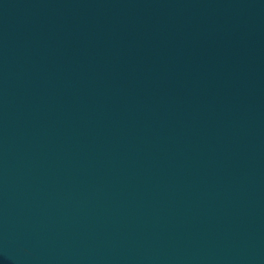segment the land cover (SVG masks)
Instances as JSON below:
<instances>
[{
    "label": "water",
    "instance_id": "water-1",
    "mask_svg": "<svg viewBox=\"0 0 264 264\" xmlns=\"http://www.w3.org/2000/svg\"><path fill=\"white\" fill-rule=\"evenodd\" d=\"M0 264H264V0H0Z\"/></svg>",
    "mask_w": 264,
    "mask_h": 264
}]
</instances>
